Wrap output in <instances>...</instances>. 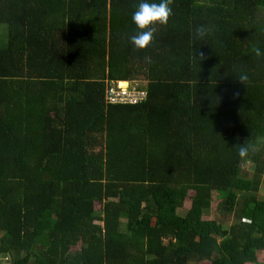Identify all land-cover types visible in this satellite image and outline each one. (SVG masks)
Wrapping results in <instances>:
<instances>
[{"label": "trees", "instance_id": "obj_1", "mask_svg": "<svg viewBox=\"0 0 264 264\" xmlns=\"http://www.w3.org/2000/svg\"><path fill=\"white\" fill-rule=\"evenodd\" d=\"M141 2L159 0H0L9 264H258L264 57L252 48L264 51V0H173L145 50L130 41ZM139 78L129 90L144 100L108 101ZM213 194L218 216L205 219Z\"/></svg>", "mask_w": 264, "mask_h": 264}, {"label": "clouds", "instance_id": "obj_2", "mask_svg": "<svg viewBox=\"0 0 264 264\" xmlns=\"http://www.w3.org/2000/svg\"><path fill=\"white\" fill-rule=\"evenodd\" d=\"M172 5L173 0H159L158 3H139L136 10L132 13L131 16V20L138 29V31L130 38L132 45L136 49L145 50L155 42L156 34L158 31L157 26H167L170 19L174 15ZM211 31V27L204 24L197 25L193 29L194 36L201 40L209 36L211 34ZM252 52H254L257 57H264V51H262L258 46H253ZM194 56L200 61L207 59L202 51H199L198 54L197 52L194 53ZM247 80L248 76L246 74H241L239 76L240 82L245 83ZM137 91L143 92V96L138 100V102H141L145 99L146 91L144 89H138ZM250 147V145L241 144L239 146V155L241 157H246L249 154Z\"/></svg>", "mask_w": 264, "mask_h": 264}, {"label": "rangeland", "instance_id": "obj_3", "mask_svg": "<svg viewBox=\"0 0 264 264\" xmlns=\"http://www.w3.org/2000/svg\"><path fill=\"white\" fill-rule=\"evenodd\" d=\"M6 38H7L6 25L0 24V46L6 42ZM117 84H118L117 86H121L122 89L127 90L126 87L131 88V89H133L135 87L132 84L137 85V86L138 85H145L146 81H145V79L139 78V79H135V81H132V83L126 82V81H121V82H117ZM130 86H132V87H130ZM247 165H249V168L252 170V163L247 162ZM259 195L261 197H264V176H263V179L261 182ZM217 202H218V198H217L216 194H213L212 206L209 209V211H207L203 215V217L205 219H212L214 217L217 218L218 213H217V210H215ZM189 206H190V199H187L184 201L183 206L179 209V213L184 214L185 211L189 208ZM97 207H98V204H97ZM231 221H232V215H229L226 222H227V224H229ZM191 261L192 262H190V264H210L209 261H207V260H203V261L191 260ZM9 262H10V255L8 256V255L0 254V264H9ZM257 263L258 264L264 263V251L259 253V258H258ZM251 264H254V263H251Z\"/></svg>", "mask_w": 264, "mask_h": 264}, {"label": "built area", "instance_id": "obj_4", "mask_svg": "<svg viewBox=\"0 0 264 264\" xmlns=\"http://www.w3.org/2000/svg\"><path fill=\"white\" fill-rule=\"evenodd\" d=\"M118 84L112 85L108 89L107 99L110 103H123V102H130V103H137L138 100L143 96V92L139 91H130L128 87L127 90L122 89L121 86H117Z\"/></svg>", "mask_w": 264, "mask_h": 264}]
</instances>
